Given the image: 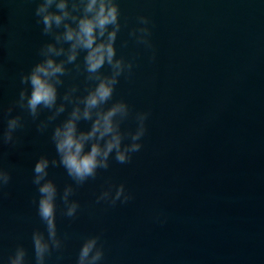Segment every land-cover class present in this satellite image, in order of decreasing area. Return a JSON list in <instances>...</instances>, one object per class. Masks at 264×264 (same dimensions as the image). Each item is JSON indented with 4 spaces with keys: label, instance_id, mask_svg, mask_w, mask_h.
<instances>
[{
    "label": "water",
    "instance_id": "1",
    "mask_svg": "<svg viewBox=\"0 0 264 264\" xmlns=\"http://www.w3.org/2000/svg\"><path fill=\"white\" fill-rule=\"evenodd\" d=\"M38 2L0 0V134L9 117L21 120L14 142L0 141V168L10 174L0 186V264L18 246L25 264H37L36 231L50 245L44 264H78L92 236L103 249L96 264H264V0H117L116 56L131 68L105 107L128 105L122 143L141 113L146 131L129 161H116L113 150L108 167L82 182L60 163L52 134L95 84L84 51L65 63L55 106H40L33 118L19 100L22 88L30 92L21 75L54 40L38 22ZM90 127L91 120L78 121L80 130ZM41 156L49 160L45 179L56 185L59 247L38 213L34 166ZM120 185L124 192L113 200Z\"/></svg>",
    "mask_w": 264,
    "mask_h": 264
},
{
    "label": "clouds",
    "instance_id": "2",
    "mask_svg": "<svg viewBox=\"0 0 264 264\" xmlns=\"http://www.w3.org/2000/svg\"><path fill=\"white\" fill-rule=\"evenodd\" d=\"M35 14L38 22L43 24V33L53 35L54 40L42 45L40 54L43 59L32 65L30 71L21 75V84L30 85V92L24 88L20 90L21 106H26L33 118L40 106L46 108L55 106L57 86L62 83L61 77L66 71L65 63L75 61L78 54L84 51V69L88 74L87 78L94 80L95 84L88 88L80 102L75 104L70 115L55 127L52 139L60 163L67 169L69 175L82 182L85 178L94 176L98 167H108V158L113 150L116 161L120 163L129 161L132 154L139 151L142 146L141 137L146 131L144 121L147 113L139 114V124L137 129L130 133V142L122 143L125 134L120 129V121L128 115V105L124 100H117L105 107L112 98L118 78L126 68H131V62L125 64L123 57L116 56L115 40L121 27L119 3L117 0H39ZM138 19L146 23L145 17L141 16ZM140 31L146 29L142 28ZM66 42H70L67 49L63 46ZM64 53L66 60L58 61L56 57ZM106 64L111 68L110 74L100 71ZM64 99H69L68 93ZM64 107L65 105L61 103L53 115L62 112ZM81 118L91 120L90 129L78 128V121ZM20 126L19 116L9 117L6 128L0 134V141L14 142V133ZM38 127L42 129L43 126ZM101 140L104 141L103 144ZM89 141L91 145L86 147ZM55 163L54 160L53 164ZM48 165V157L41 156L34 166V183L39 186L40 193L38 213L47 223L49 240L55 247H59L55 223L56 185L51 179H45ZM9 180V172L0 168V186L7 184ZM71 190V187L65 189V200ZM123 192L124 186L120 185L113 200L119 199ZM77 206L75 201L69 203L67 215L72 216ZM32 239L37 264H44L45 254L49 251V241L45 240L39 231L33 233ZM102 256L103 249L97 247V237L92 236L83 243L78 264H96ZM7 264H25V249L18 246Z\"/></svg>",
    "mask_w": 264,
    "mask_h": 264
}]
</instances>
